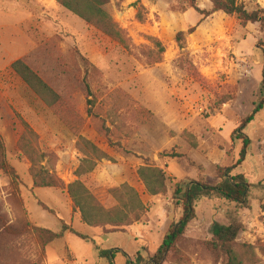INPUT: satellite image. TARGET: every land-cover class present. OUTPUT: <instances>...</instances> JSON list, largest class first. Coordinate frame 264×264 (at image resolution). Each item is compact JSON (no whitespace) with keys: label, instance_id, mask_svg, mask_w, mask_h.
<instances>
[{"label":"rangeland","instance_id":"rangeland-1","mask_svg":"<svg viewBox=\"0 0 264 264\" xmlns=\"http://www.w3.org/2000/svg\"><path fill=\"white\" fill-rule=\"evenodd\" d=\"M238 1L248 11L264 9V0ZM196 4L212 10L209 0ZM105 9L122 42L56 0H0V134L6 160L19 177L11 182L0 176V213L8 224L27 222L54 232L60 229L58 218L65 220L94 245L120 248L134 259L137 252L146 253L132 236L153 252L179 219L181 208L172 199L177 183L200 179L214 185L217 167L235 165L241 141L232 133L261 96L264 27L221 11L201 16L187 0H109ZM179 31L182 47L175 41ZM17 59L58 94L56 105L47 106L10 69ZM22 122L38 135L31 146L54 154L50 167L65 185L80 181L105 209L117 205L108 189L126 184L138 194L143 209L132 236L86 226L66 189L32 185L30 163L17 147ZM243 132L251 143L233 172L254 184L249 207L217 196L201 198L176 245L179 252L169 253L162 264H223L205 242L214 224L232 216L243 224L237 244L251 247L244 264H264V110ZM85 142L109 160L92 158ZM84 159L96 165L77 174ZM145 166L162 170L165 193L147 192L138 176ZM0 264L106 263L91 243L69 233L42 248L41 236L28 232L0 237ZM116 264H125L123 254Z\"/></svg>","mask_w":264,"mask_h":264},{"label":"trees","instance_id":"trees-1","mask_svg":"<svg viewBox=\"0 0 264 264\" xmlns=\"http://www.w3.org/2000/svg\"><path fill=\"white\" fill-rule=\"evenodd\" d=\"M212 5L211 12L201 10L196 0H187L189 7L201 16L210 15L213 12L221 11L227 15H236L241 21L259 23L264 27V9L257 8L248 11L244 4L238 0H209ZM57 4L68 10L87 24L95 27L103 34L113 40L122 42V33L112 22L110 14L106 11L109 0H56ZM138 2V1H137ZM136 18L143 20L142 14L137 11ZM194 27L188 29L192 33ZM184 33L179 31L175 36V41L181 46ZM159 51H163V46L157 43ZM83 61H85L82 58ZM10 69L20 78L24 85L37 95L47 106H54L60 98L58 94L47 85L22 59L13 61ZM88 88V86H87ZM261 96L254 106L252 112L244 117L239 126L233 131L232 138L241 141V149L235 165L229 167H217L218 182L214 185L205 183L203 180H188L175 185L172 199L174 205L181 208L179 219L172 222L164 234L162 243L153 251L149 252L146 245L142 244L138 236H132L133 228L140 218L143 204L138 194L126 184L108 189L106 192L117 200V205L111 209H105L95 199V194L80 182L75 181L65 185L57 178L50 167L54 154L41 150L39 146H31L38 142V135L30 129L26 122H22L23 132L17 141L18 150L30 163L29 173L34 187H52L60 190L66 189L72 204L73 211L79 213L83 224L92 228L106 229L107 233H123L132 236L146 253V257L140 252L131 259L120 248H100L94 245V240L90 236L76 231L65 220L59 219L60 229L57 232L33 226L27 222L22 225L8 224L4 216L0 213V237L4 235L20 236L31 232L41 236L42 248L56 239L63 238L65 233L76 236L80 240L91 243L98 259L104 260L106 264H116L118 254H123L125 264H162L169 253H178L177 243L185 235L190 221L195 216V203L203 197L217 196L233 203L236 207H249L250 190L254 187L251 180L240 172L233 170L241 164L247 155L248 147L251 143L248 136L243 132L246 126L255 120L258 113L264 110V52H262L261 70ZM88 144L87 142H85ZM92 151V158L95 160L108 159V156L99 151L95 146L88 144ZM48 163V167L42 165ZM92 170L96 163L92 159H84L76 170L77 174L83 172L84 166ZM0 176L10 178L11 182L19 180L15 169L6 160V151L3 138L0 134ZM138 176L143 182L150 195L163 194L166 192L165 176L162 170L153 167H140ZM44 209H46L44 207ZM50 211V210H49ZM51 212V211H50ZM243 230V224L233 216L225 224H214L211 229V239L205 242L208 250L215 259H222L223 264H244L249 261L251 247L249 245H238L236 242L238 234Z\"/></svg>","mask_w":264,"mask_h":264},{"label":"crops","instance_id":"crops-1","mask_svg":"<svg viewBox=\"0 0 264 264\" xmlns=\"http://www.w3.org/2000/svg\"><path fill=\"white\" fill-rule=\"evenodd\" d=\"M67 235H68V233H67V234H65V235H64V237H66ZM70 235H71V234H70ZM75 237H76V236H75ZM78 239H79V238H78ZM81 241H82V240H81ZM83 242H84V241H83ZM112 248H113V247H112Z\"/></svg>","mask_w":264,"mask_h":264}]
</instances>
